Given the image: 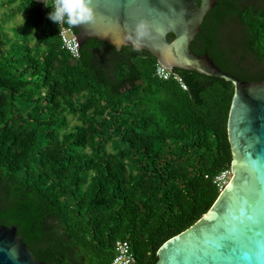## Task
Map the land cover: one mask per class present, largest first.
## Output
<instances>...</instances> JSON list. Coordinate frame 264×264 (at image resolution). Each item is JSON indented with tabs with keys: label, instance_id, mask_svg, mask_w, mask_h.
Listing matches in <instances>:
<instances>
[{
	"label": "trees",
	"instance_id": "16d2710c",
	"mask_svg": "<svg viewBox=\"0 0 264 264\" xmlns=\"http://www.w3.org/2000/svg\"><path fill=\"white\" fill-rule=\"evenodd\" d=\"M47 3L0 0L2 22L23 15L0 24V224L39 261L109 264L126 239L133 264H154L223 188L234 85L174 66L182 89L155 74L148 50L94 37L73 57ZM190 49L264 81V0H217Z\"/></svg>",
	"mask_w": 264,
	"mask_h": 264
},
{
	"label": "water",
	"instance_id": "95a60500",
	"mask_svg": "<svg viewBox=\"0 0 264 264\" xmlns=\"http://www.w3.org/2000/svg\"><path fill=\"white\" fill-rule=\"evenodd\" d=\"M216 1L92 0L95 21L73 27L77 46L94 37L119 49L132 46L126 34L137 21L147 20L152 34L140 49L148 50L159 64L194 69L234 85L227 120L230 181L205 213L159 247L154 264H264V81L239 80L221 71L207 54L189 48ZM169 30L175 36L171 40L165 37ZM223 235L230 238L228 250L217 247ZM0 264L52 263L37 260L15 226L0 224Z\"/></svg>",
	"mask_w": 264,
	"mask_h": 264
},
{
	"label": "clouds",
	"instance_id": "9594fccd",
	"mask_svg": "<svg viewBox=\"0 0 264 264\" xmlns=\"http://www.w3.org/2000/svg\"><path fill=\"white\" fill-rule=\"evenodd\" d=\"M47 3V0H44ZM51 11L48 18L57 25L63 23L70 27L93 23L96 19V11L92 0H55L50 5ZM152 26L147 20H139L135 24L134 30L127 33L125 39L130 41L133 50H139L142 41L150 37ZM224 187V186H223Z\"/></svg>",
	"mask_w": 264,
	"mask_h": 264
},
{
	"label": "built area",
	"instance_id": "2783aa9c",
	"mask_svg": "<svg viewBox=\"0 0 264 264\" xmlns=\"http://www.w3.org/2000/svg\"><path fill=\"white\" fill-rule=\"evenodd\" d=\"M59 35L62 40V45L67 49L73 57L79 55V47L77 46L75 31L72 27L59 24ZM155 74L161 79H174L179 82L182 89L186 88V85L183 83L181 77L176 73L172 72L170 68H167L161 64L156 65ZM229 170L221 172L218 176L215 177V182L218 185H223L228 177ZM114 255L109 264H133L135 261V256L131 251L130 244L126 239H117L114 242L113 247Z\"/></svg>",
	"mask_w": 264,
	"mask_h": 264
},
{
	"label": "rangeland",
	"instance_id": "374dc122",
	"mask_svg": "<svg viewBox=\"0 0 264 264\" xmlns=\"http://www.w3.org/2000/svg\"><path fill=\"white\" fill-rule=\"evenodd\" d=\"M1 18V16H0ZM23 23V15L21 13H16L13 17L12 20L8 21V22H2L1 19H0V24H3L4 27H9V26H16L18 25L19 23ZM225 38H229V39H236L237 38V33H236V30H235V26H228L227 30L225 31ZM232 176V173L231 171L229 170V174H228V177L226 178V182H228L230 180ZM225 183L223 184V186L225 185Z\"/></svg>",
	"mask_w": 264,
	"mask_h": 264
},
{
	"label": "snow or ice",
	"instance_id": "6c2138e0",
	"mask_svg": "<svg viewBox=\"0 0 264 264\" xmlns=\"http://www.w3.org/2000/svg\"><path fill=\"white\" fill-rule=\"evenodd\" d=\"M230 238L227 235H223L220 237V243L217 245L218 248H223L224 250H228Z\"/></svg>",
	"mask_w": 264,
	"mask_h": 264
},
{
	"label": "flooded vegetation",
	"instance_id": "af4514ba",
	"mask_svg": "<svg viewBox=\"0 0 264 264\" xmlns=\"http://www.w3.org/2000/svg\"><path fill=\"white\" fill-rule=\"evenodd\" d=\"M197 2L199 3V0H197ZM203 21V20H202ZM202 23V22H201ZM200 26H201V24H200ZM199 29H200V27H199ZM199 32V31H198ZM169 34H172V38H174L175 36H174V33L172 32V31H167L166 32V35H165V37H166V39H167V35H169ZM197 35V34H196ZM196 35L194 36V38H193V40L192 41H190V44H189V48H190V46H191V44H194L195 43V37H196ZM171 38V39H172ZM191 50V49H190Z\"/></svg>",
	"mask_w": 264,
	"mask_h": 264
},
{
	"label": "bare ground",
	"instance_id": "6f19581e",
	"mask_svg": "<svg viewBox=\"0 0 264 264\" xmlns=\"http://www.w3.org/2000/svg\"><path fill=\"white\" fill-rule=\"evenodd\" d=\"M234 164H235V161H234ZM229 181H230V180H229ZM229 181H228V182H229ZM228 182H226L225 185H227ZM213 215H214V213H213V212H210V213L207 215V217L211 218Z\"/></svg>",
	"mask_w": 264,
	"mask_h": 264
}]
</instances>
